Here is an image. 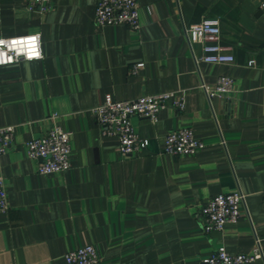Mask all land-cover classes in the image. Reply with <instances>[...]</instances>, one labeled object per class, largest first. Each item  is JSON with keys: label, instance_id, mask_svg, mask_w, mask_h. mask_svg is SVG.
Here are the masks:
<instances>
[{"label": "crops", "instance_id": "obj_1", "mask_svg": "<svg viewBox=\"0 0 264 264\" xmlns=\"http://www.w3.org/2000/svg\"><path fill=\"white\" fill-rule=\"evenodd\" d=\"M47 13L28 0H0V37L40 33L43 58L0 66V127L15 143L0 155L9 208L0 212V264H67L92 244L99 264H198L225 246L251 253L264 244V11L257 0H138L140 28L99 25L98 0H51ZM221 23V44L236 61L196 64L184 28ZM194 50L202 55L201 44ZM255 59V65L248 61ZM145 65L136 73L133 66ZM221 75L234 88L208 99ZM175 91L157 122L134 117L149 145L124 156L103 135L92 108L106 94L132 99ZM55 126L72 132L71 168L43 175L26 143ZM192 128L204 147L164 152L168 133ZM242 190V217L206 232L200 210L220 193ZM257 264H263L258 262Z\"/></svg>", "mask_w": 264, "mask_h": 264}, {"label": "built area", "instance_id": "obj_2", "mask_svg": "<svg viewBox=\"0 0 264 264\" xmlns=\"http://www.w3.org/2000/svg\"><path fill=\"white\" fill-rule=\"evenodd\" d=\"M264 11V0H257ZM30 11L50 12L51 0H28ZM95 22L99 25H127L135 30L140 28L138 0H98L95 9ZM184 33L193 58L212 64H230L236 61L229 48L221 44V23L217 18H205L184 28ZM195 44H201L202 55L194 50ZM43 58L42 36L40 33L0 37V66L11 65L20 61H32ZM140 62L133 66L136 73L144 67ZM255 65V59L248 61ZM235 79L221 75L216 86L202 83L207 97L223 96L233 90ZM179 110L185 109V96L176 95L175 91L143 95L132 99H116L106 94L103 101L92 108V113L105 136L119 139L120 152L124 156L140 155L149 145V139L143 138L132 124V118H147L153 122L159 119V113L168 102ZM72 132L55 126L45 135L32 138L26 143L29 158L39 161L38 172L43 175L66 172L71 168L70 154ZM15 143V127H0V155L8 152ZM204 147V142L195 136L192 128H180L167 134L164 152L173 155H194ZM246 204V194L242 190L233 193H220L212 197L200 210L203 229L206 232L221 231L228 223H236L242 217V206ZM9 208L5 180L0 175V212ZM67 264H99L100 257L94 245L80 246L64 255ZM264 264L263 240L256 236L251 253L231 254L225 246H220L205 256L198 264Z\"/></svg>", "mask_w": 264, "mask_h": 264}]
</instances>
